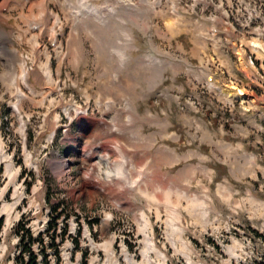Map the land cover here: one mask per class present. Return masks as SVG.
<instances>
[{
    "label": "rangeland",
    "instance_id": "1",
    "mask_svg": "<svg viewBox=\"0 0 264 264\" xmlns=\"http://www.w3.org/2000/svg\"><path fill=\"white\" fill-rule=\"evenodd\" d=\"M33 1L8 0L0 9V40L16 52L9 60L30 71L15 113L21 91L0 56V264H16L13 228L22 223L37 234L56 203L63 208L58 227L66 225L59 264H255L262 243L252 229L264 236V32L257 37L254 29L264 26V0H206L219 3L235 25L225 26L218 12V58L199 39L198 21L211 8L199 11L205 0H171L180 11L173 33L165 26L173 17L168 0L155 11L138 0H91L117 7L125 21L123 1L142 8L136 23L123 26L132 45L119 75L133 72V87L119 91L136 109L130 125L124 120L131 112L104 92L112 81L100 71L104 51L91 34L84 39L79 31L84 50L69 63V35L78 24L64 10L67 2L48 0L61 27L50 19L40 31L49 18L36 7L27 11ZM110 25L103 43L119 62L124 37ZM148 55L156 57L152 63ZM140 63L160 68L162 77L145 81ZM39 65L50 66L53 82L35 77ZM202 71L214 80L191 77ZM101 118L124 137L95 133ZM48 259L54 264L52 254Z\"/></svg>",
    "mask_w": 264,
    "mask_h": 264
},
{
    "label": "bare ground",
    "instance_id": "2",
    "mask_svg": "<svg viewBox=\"0 0 264 264\" xmlns=\"http://www.w3.org/2000/svg\"><path fill=\"white\" fill-rule=\"evenodd\" d=\"M7 1L8 0H0V9L2 6L6 5ZM74 1H75V3L78 4L77 6H75ZM138 1L145 2L146 4H148L149 7H152L153 11H155L154 10L156 8L155 5H161L160 4L161 0H138ZM62 2H63V5H64V3L67 2L66 5H64V8H65L64 10L69 12L68 15L70 16V18L73 21H76L78 24L77 25L78 30L72 32L69 35V38H70V46H69V50H68L69 56L67 55L69 63L73 64L75 59H77V54L84 50V39H86V37H88L89 39L92 37L91 38L92 45H94L97 49L100 50L99 51L96 49V51H99L100 53L104 51V53L100 54L102 56V57H100V59L102 61L101 62L102 68L100 69V71H101V73L106 71L108 76H109V77H107L108 78L107 81H112V83H113V84L109 83V84H111V86L105 85L104 89H106V91L104 89L103 90L105 93L112 96L114 99L119 100L120 104H122L124 106L123 108H127V111L131 112L130 117L127 116V120H124L126 122V125H130L131 123L134 122V118L136 117V109H135L133 102L130 99L125 98V99H123L124 101L121 100L122 94L119 91V88H122L125 91V93H129L133 87V83H132L133 72H131V75H129L126 79L121 78L119 75L120 72L122 71V69L125 67L126 63L128 62L130 56L128 53H125L122 51V52H120V54L123 55V57H120V61L118 62L116 60V58H114L113 55L110 54V52H111L110 49L106 48L103 41H105V38L109 37V34H110L109 26L111 27L110 24L112 22L114 24V27H115L114 29L117 32L119 31L121 34H123L124 44H122V45L125 46V47H123V49L131 47L132 36L129 34V31H124L123 28L126 26L127 21H131V22L133 21V23H136L137 20H135V18H133V17L136 16L135 12H139L140 10H142V8L139 7L137 5V3L123 1L125 11L122 15H125V17L127 18V21H125L124 19H122L121 14L119 13V10L117 9V7L112 6V5L104 4L103 6H96L95 4L91 3L89 0H64ZM176 2L177 1H173V4L171 3L172 13L179 11L177 9L178 4ZM24 4H25V2H24ZM34 7H36L38 9L37 15H39L40 17L45 15L46 20H47V17L49 18L48 21H44L43 26L41 24V26L39 27L40 31L44 30L45 27L49 28V26L47 24L49 23L50 19L53 20L54 25L56 24L57 27H61L60 16H58L59 14H57V13L53 14L52 11L51 12L48 11V0H34L30 4H28L27 11L31 15H33L32 8H34ZM46 7H47V9H46ZM24 8H25V6L21 9V11H23ZM90 13H93L92 15L94 16V19L92 18L93 16L89 17ZM50 15H51V17H50ZM0 16H1V14H0ZM87 21L93 22V26L95 28L92 29L90 27L85 26V23ZM177 22H178L177 18H174V16L172 18L171 17L167 18L165 20L166 30L169 31L170 33H173L175 31L179 32L180 28L176 26ZM142 29H144V26H142ZM81 30H84V32H85L83 34V36H85L84 39L81 37L82 34H79V31L81 32ZM77 31H78V33H77ZM89 34H91L92 36L90 37ZM115 35L117 36L116 40H119L118 34H115ZM33 37L35 39H37L36 35H33ZM52 37H53V41L54 40L56 41V32H53ZM121 37H122V35H121ZM36 41L37 40H35V42ZM117 44H119V43H117ZM196 44H198V43H196ZM103 45H104V47H103ZM110 45L111 44H109V47H110ZM255 45L260 46V44L257 42H255ZM95 47L93 49H95ZM115 47L117 48V46H115ZM106 50H107V52H106ZM84 55H86V54H84ZM0 56H3L5 58L7 68H8V70H6V73L12 75L13 78H15V81H17L16 83L18 85V88L21 91L20 100H18L19 102L17 101L15 104H13V112L16 113L19 111V109H20L19 107L22 106V104L25 100L26 96L24 97L23 95H26V94L22 91L21 85L26 84V79H27L30 71H28L26 69V66L23 62L19 63V65H16V63H13V61L10 62L11 60H9V58L11 56L16 57V52H14L13 54L10 53V49L7 48V46L5 45V43L2 40H0ZM152 62H150V63H152ZM59 63H60V61H59ZM59 66H60V64H59ZM59 66H58V71L60 72ZM139 67L141 70L144 71L143 73H145V75L143 77L145 79V81H149L153 77H156V78L162 77V74H159V73H162V72H160L162 70L160 68H158V69H160V71H159L156 66H155V68H153V67L147 66L146 64L144 65V64L140 63ZM33 71H34V75L36 78H45L46 80H51L53 82L54 77L51 76L50 66L39 65L38 68L33 70ZM149 73H152L155 75L151 76V75H149ZM236 93L238 94V96L240 98H242L243 95H242L240 90H238ZM122 102H124V104ZM106 106L109 107L108 104H106ZM123 108H121V109H123ZM68 109H69V107H67V105H63V110H65L67 113H69ZM94 132L95 133H97V132L98 133L111 132L115 135L114 137H117V135L119 138L124 137V135L121 134L122 132L120 131V129L118 127H115V126H113V129H112V127L109 128L106 125L105 126L104 125L98 126L96 124V126L94 127ZM87 142H88V140L85 141V143H87ZM94 148H95V146H94ZM90 151L91 150H89V152ZM84 153H86V152H84ZM96 162L105 163L106 165L108 164L107 159L105 157H100V156H97ZM179 175H181V174H179ZM182 175H183V173H182ZM115 177H117V178L121 177V179H122V176H119L118 174ZM132 184H133V182H132ZM130 186H131V184H130Z\"/></svg>",
    "mask_w": 264,
    "mask_h": 264
},
{
    "label": "trees",
    "instance_id": "3",
    "mask_svg": "<svg viewBox=\"0 0 264 264\" xmlns=\"http://www.w3.org/2000/svg\"><path fill=\"white\" fill-rule=\"evenodd\" d=\"M50 209L51 218L46 222L43 230L37 234H33L22 223H18L13 228V232L17 237L16 252L13 256V261L16 264H50L49 254L53 255L54 264H59V244L64 238L66 225L58 227L57 224L58 219L63 214V208L56 203L52 204ZM94 221L97 222V220ZM252 231L254 235L260 237L262 243L258 258H253V263L264 264V236L254 229ZM58 237L59 241L55 243V239ZM73 240L78 247L77 239ZM216 247L218 248V246Z\"/></svg>",
    "mask_w": 264,
    "mask_h": 264
},
{
    "label": "crops",
    "instance_id": "4",
    "mask_svg": "<svg viewBox=\"0 0 264 264\" xmlns=\"http://www.w3.org/2000/svg\"><path fill=\"white\" fill-rule=\"evenodd\" d=\"M205 74H203V76H204Z\"/></svg>",
    "mask_w": 264,
    "mask_h": 264
}]
</instances>
